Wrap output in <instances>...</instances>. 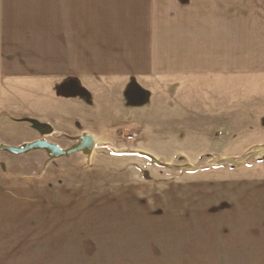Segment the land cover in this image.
<instances>
[{
    "label": "crops",
    "instance_id": "obj_1",
    "mask_svg": "<svg viewBox=\"0 0 264 264\" xmlns=\"http://www.w3.org/2000/svg\"><path fill=\"white\" fill-rule=\"evenodd\" d=\"M29 1L0 25V84L32 86L23 115L51 126L59 140L89 133L95 146L85 162L105 170L127 173L145 156L160 159L154 145L165 143L162 134L220 133L232 108L224 87L264 77V0H59V27L57 19L32 23L31 11L45 4ZM76 3L79 14L67 8ZM11 124L1 144L38 139L30 122ZM33 153L45 152L0 151V171L21 175L11 180L15 192L41 179L59 198V176L80 152L41 167ZM173 156L194 163L202 155Z\"/></svg>",
    "mask_w": 264,
    "mask_h": 264
},
{
    "label": "rangeland",
    "instance_id": "obj_2",
    "mask_svg": "<svg viewBox=\"0 0 264 264\" xmlns=\"http://www.w3.org/2000/svg\"><path fill=\"white\" fill-rule=\"evenodd\" d=\"M23 3L0 0V25ZM44 4L29 19L35 25L57 19L59 27V0ZM73 5L67 8L79 14ZM234 85L224 87L232 108L221 117L220 133L162 134L165 143L154 145L160 159L145 156L120 174L77 153L59 176V198L41 179L29 182L25 194L15 192L11 180L21 175L1 168L0 264H264V77ZM10 87L0 84L1 135L12 121H27L37 138L73 143L23 115L32 86ZM167 89L179 92L177 85ZM197 95L205 98L199 88ZM200 151L194 163L173 156ZM33 155L41 167L46 153Z\"/></svg>",
    "mask_w": 264,
    "mask_h": 264
},
{
    "label": "water",
    "instance_id": "obj_3",
    "mask_svg": "<svg viewBox=\"0 0 264 264\" xmlns=\"http://www.w3.org/2000/svg\"><path fill=\"white\" fill-rule=\"evenodd\" d=\"M52 131L48 124L44 127V133L49 134ZM95 146L94 140L89 133H83L78 136L76 142L68 147H60L58 144L51 142L45 138H38L28 142H24L18 146L1 144L0 151L10 154L19 155L32 150H42L46 153V161L66 157L76 152H81L84 155H89Z\"/></svg>",
    "mask_w": 264,
    "mask_h": 264
},
{
    "label": "built area",
    "instance_id": "obj_4",
    "mask_svg": "<svg viewBox=\"0 0 264 264\" xmlns=\"http://www.w3.org/2000/svg\"><path fill=\"white\" fill-rule=\"evenodd\" d=\"M125 139H126L127 141H131V140H133V135H132V134H130V135H126Z\"/></svg>",
    "mask_w": 264,
    "mask_h": 264
}]
</instances>
